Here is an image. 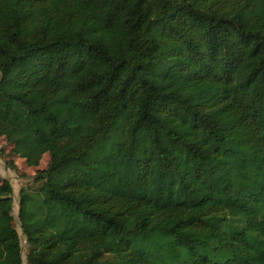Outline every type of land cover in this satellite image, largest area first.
Returning a JSON list of instances; mask_svg holds the SVG:
<instances>
[{
  "label": "trees",
  "instance_id": "1",
  "mask_svg": "<svg viewBox=\"0 0 264 264\" xmlns=\"http://www.w3.org/2000/svg\"><path fill=\"white\" fill-rule=\"evenodd\" d=\"M0 138L26 264H264V0H0Z\"/></svg>",
  "mask_w": 264,
  "mask_h": 264
},
{
  "label": "rangeland",
  "instance_id": "2",
  "mask_svg": "<svg viewBox=\"0 0 264 264\" xmlns=\"http://www.w3.org/2000/svg\"><path fill=\"white\" fill-rule=\"evenodd\" d=\"M11 146L5 142L4 138H0V176L9 181L13 189V216L14 226L20 237L22 248L23 264H26L27 245L25 238L21 233L18 221V192L21 188L34 185L32 182L33 176L37 170L44 169L48 163V155H44L38 167L29 166L24 159L8 154ZM11 160L13 167L6 165L5 161Z\"/></svg>",
  "mask_w": 264,
  "mask_h": 264
}]
</instances>
